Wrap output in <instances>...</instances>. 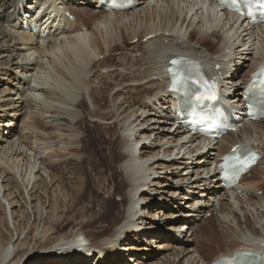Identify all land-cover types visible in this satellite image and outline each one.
I'll return each instance as SVG.
<instances>
[{"label":"bare ground","instance_id":"bare-ground-1","mask_svg":"<svg viewBox=\"0 0 264 264\" xmlns=\"http://www.w3.org/2000/svg\"><path fill=\"white\" fill-rule=\"evenodd\" d=\"M197 2H202L201 4H203L205 8L208 6L206 1L197 0ZM19 3L20 0H0V179H2L3 182L4 179L7 178L8 184L4 185L6 187L10 185L17 187V193L22 195L27 205H29V200L32 204L33 201H36L34 202V210L38 216L36 223L25 235V242L22 240L20 244L21 247L19 246L20 248L15 251L13 249L11 253L12 249L10 250L9 246L12 242L9 237L5 238L3 241V248L0 251V264H6L9 258H11L9 261H14V263L8 262L7 264H26L27 261V264L30 262L31 264H87L88 260L86 258L90 259L91 256L89 257L90 254L87 250L84 251L87 242L85 243V236L83 235V237L79 231L84 232V234L90 238L92 242L91 246L93 245L95 247L94 249H97L99 252V254L96 253L94 255L97 264H117L119 262H121L119 264H129L131 260L135 263L140 256L135 252L146 250L151 253L143 256L144 259H150L144 262V264H174L175 260L171 261L170 258L168 259V253H166V255L164 252L175 249L180 245L179 241L181 240H179V238L174 240L175 237L171 234L169 229L177 228L179 230L180 228L181 230V227L185 226L187 223H183V226L175 225V221H172L171 217H174L180 210L182 212V209H179V206L176 208L174 205L175 211L171 210V206L169 207V202H167V200H170L179 190L181 194V190H183L181 187L183 186L179 189L165 191L166 196H164L163 204H160L162 205L161 207L151 205L153 198L146 195L143 189L147 184L146 180L150 177L145 178L147 176L145 169L149 163L145 159L160 156L163 146L169 145V143L171 144L173 141L183 139L188 142H193L192 145L197 146L201 145L203 140L195 144V140L193 141V139H190L187 135L184 136L185 131L181 126H176V122L170 117V113H168L169 109H167L171 108L170 105H167L168 91L167 89L160 88L162 84L155 88L157 81L155 80L154 74L160 77L164 83L167 74L165 65H167L169 57L174 53L188 54L197 58H202L212 63L213 68L217 71L221 70L223 75L229 74L227 67H229V63L232 59H230V52H227L226 48L233 47L232 37L238 33L237 27L231 23V20L235 19L240 22L242 15L236 12H229V21L221 22L220 19L215 20L219 30L214 29L212 34L209 33V28L204 27L202 30L196 28L195 31L189 33L190 30L187 29L185 31V25L183 24H187V26L194 24L195 19H192V16L190 17L189 14L193 13L192 11L195 9V6L191 3L189 5L186 0H150L146 2L148 5L146 8L148 10L145 12L149 15H147L145 21L137 24L135 28L133 27L131 35L126 36L124 33L122 34L125 45L120 46L116 44L112 46V41L106 40L104 36L106 33L105 31L109 30L110 24L113 25L115 19H120L122 23H127V17L141 12L140 8L128 12V16H126L125 13L102 15L94 6H75L72 7L75 21L70 23L64 18V13L61 11V8H57L55 11L59 14V17L63 19L61 21H65L64 33L59 34L62 31L60 28H56L55 31H57L54 33L56 35L46 40H39L33 38L28 33H22L18 30L21 19L18 18V22H15L12 26L10 25L12 21L10 19L17 15V6ZM209 6L215 11L218 8L217 5ZM166 7L169 11L164 15ZM184 9L185 13L183 12ZM161 10H163L164 17L159 15L162 12L158 14V11L160 12ZM24 12L27 13L26 10ZM167 13H169V15H167ZM176 17L179 18V22L177 23L175 22ZM82 25H91L90 31H85V29L82 30ZM142 26L144 27V37H147L149 34H156L155 37L148 39V42L152 43V48L149 51L150 60L152 59L149 64L152 70H149L150 75L146 76L149 82L147 80L145 82H148V86H151V88L146 90L145 86H127L123 84L122 88L125 89L127 95H123L122 89L113 91L111 100L110 95L108 96L104 90H111L113 88L112 83L106 82L104 90L98 92L94 91L93 97L99 107H107L113 103L115 109L104 113L102 116L103 120L111 122L102 123L99 120L91 121L88 119L87 115L80 117L76 116L72 108L56 104L52 106L50 103L48 106L38 107L36 98L29 95V89L31 87L34 89L33 85H31L32 77L40 81L41 79L43 81V78L46 79L47 76L52 79L54 77L57 86L51 89L52 94L48 93L49 96H51L50 98L57 99V101L60 100L63 104L67 103L70 106L72 105L76 108H80L82 111L88 112L89 106L87 101L85 99L77 101V89L79 91L83 85L94 82L95 78L101 75L98 74L99 70L106 65L113 64L119 66L122 61L115 60L113 55L125 49L126 45H128L129 41L132 39L137 38V41H139L138 31ZM248 26L252 28V33H256L257 35L264 32V25L251 26L250 24H245L243 25V27H246L244 30L249 28ZM166 30L170 32L169 35H157L158 31H163V33H165ZM221 32L224 33L223 36ZM107 33L108 36L113 38V41L118 37L114 31H108ZM209 34L212 36H209ZM217 36H220L222 46L214 51L215 55L212 54V57L209 54L210 57L205 56L203 58V56L200 55L201 51L190 49L191 47L189 44L195 39L197 42L207 47L208 50L212 51L216 47V43L212 42L211 39L212 37L217 38ZM181 38L183 42L178 40ZM243 45H246V42H244ZM263 45L264 43L257 44L256 52L258 57L254 58L255 61L252 65H247L250 69L247 74L240 75L241 80L247 82L251 72L258 67L262 60H264ZM32 49H39L43 56H40V58L34 57L33 51L31 52ZM140 49L141 47L138 51H140ZM62 53L66 54L69 59H72L74 64L65 66V62L63 58H61ZM72 54L77 55L80 61L74 59ZM95 55H99V58H95ZM222 58H228V60L225 61ZM124 60L128 62L131 58L125 55ZM216 64H220L221 68H217ZM52 66L56 67V70H53V68H51ZM55 71H58L60 75L55 74ZM154 71H156V73H154ZM112 73L118 77L116 71H112ZM135 81L138 82V80L132 79V82ZM159 81L161 82V80ZM232 81L234 80L232 79ZM38 87L40 90L42 89V91H47L44 89V86H35L37 90ZM59 88L65 91L64 95L60 94ZM158 88H160L159 91H156ZM236 93H240L239 89L236 90ZM159 103H161V105ZM162 110L166 111L163 113ZM141 111L143 112L140 113ZM49 112L52 113L49 117H54L55 122L53 121L54 123L48 128V125L45 124L46 120L44 122L42 119L48 118L47 114ZM146 112L149 113L146 114ZM121 122H123L124 125L119 132V126H117V124ZM148 122H150V124ZM169 123L170 125L172 124L174 128L176 126V129L171 132L172 130L170 131V128H168L167 131L169 132H163V134L157 136V142H162V144L158 145L156 144L157 142H150L149 144H147V142H142L150 139L151 135L154 133V129H162L165 131ZM10 125L11 127H9ZM12 125H17L18 130L16 132V128L11 129ZM135 125L138 128H136ZM244 127V136L249 135L250 138L255 141H264V121L256 123L250 122V124H245ZM175 132L177 134H175ZM29 133L34 134L33 141L25 143ZM242 138L243 137L240 135L230 133L222 140L233 143L242 140ZM49 143L50 146H46V144L48 145ZM23 144L30 146L25 150L23 148H25L26 145ZM32 144H34V146L35 144L45 145L46 147L41 148L43 150L40 149L37 153V151H33V149L36 150L37 147L34 148ZM52 144L55 147L54 149L51 148ZM224 145L225 143L220 141L218 146L221 149L231 146V144H228V146ZM210 146L211 143L205 145V148L201 147V150L195 149L196 154L205 151ZM29 149H32L30 153H28ZM174 151V148H169L167 151L164 150L163 152L164 154L169 153V155H171ZM32 152L34 156L39 154L44 158L42 161L46 164L45 167L39 166L37 168L36 163L33 162L31 164L30 162L26 168L20 169V161L24 160L25 157H31ZM207 153L209 154V152ZM43 154L48 155V158L51 156L58 159L55 161L52 160V162L50 160L51 158L47 159ZM128 156L132 158L123 161V159L128 158ZM218 156H220V152L217 153L212 160L217 161ZM153 160L154 162L152 167H149L150 169L170 168L176 165L173 163L174 159L171 160L170 163L158 160V158H153ZM157 160L159 162H156ZM213 170L217 171V167L215 166L214 169H209L206 175L213 173ZM42 171H45L50 177L49 182L45 178L40 182V179H37ZM18 173L22 176L23 185L27 183L25 188L29 190V197H26L23 187L18 182L16 177ZM133 173L137 174L138 178H135ZM174 173L175 172H172V174ZM167 179L173 178L170 175ZM150 182L155 185L161 184L164 187L163 182L160 180L157 181L155 178ZM206 182H208L207 178ZM31 183L32 185L29 189ZM49 184H51L50 188ZM136 185L138 188L135 190L137 187ZM53 186L54 188H52ZM261 187L260 184H253V192L251 193L250 200L257 197L255 191ZM132 189L135 191L133 192ZM12 194L13 192H10L5 196L9 199ZM46 194L49 195L51 203L50 209L43 218V207L47 202ZM185 194L186 198H192V196H189V193ZM204 194L205 193H202L201 195ZM227 195L229 196V194ZM133 197H135V199L138 197V202L134 201L135 208L132 205L131 207L128 205V202H130ZM117 198H119L121 202H118ZM197 198L198 197H196V199ZM173 201L177 202L175 198ZM18 202H21V199L14 200L13 197L9 199V204L12 208L15 207ZM39 203H41V208L38 207ZM199 204L204 205V202L200 200L196 205L198 206ZM22 205L23 204H21V206ZM27 205L26 209L28 207ZM127 207H133V214ZM148 208L152 211H150V214H145V210ZM169 209L171 211H169ZM38 210L41 219L39 218ZM1 211L0 209V212ZM22 212L24 213L23 210ZM157 214L159 215V222L155 221ZM23 216L25 220L28 218V222L30 221L31 216L28 211L23 214ZM131 216L135 217V220L131 219ZM161 218L165 219L164 221L167 222H163V225L166 226L164 227L166 230L161 228ZM125 220H129L128 224H124L123 221ZM127 225H129V228H127ZM69 226L76 228L70 232H62L61 237L55 238L53 236ZM249 226L255 233L261 232L257 231L255 227ZM26 228L27 224L25 223L16 225L18 238L13 242V245L20 240ZM122 230L125 231L120 235ZM79 234L84 240H79L77 246H80L82 243L85 244H83L84 247H82V250H78L80 248H77V251L73 248V245L70 244L71 242H65L64 239L68 240L71 237L79 236ZM203 234L206 235L207 238H210L212 243L215 242V246L219 244V234H217L213 224L208 225L205 230L202 231L201 236ZM12 237L14 238V234H12ZM239 238L240 240L238 242H230L225 249L222 247L223 250H218L214 258L225 254H232L238 248L246 249L255 247L257 249L259 246H257L255 240L264 241V235L262 234H260L259 237L243 234V236H239ZM128 239L136 242L137 245L131 244L133 243L131 241L127 242ZM62 241V245L67 244L65 248L68 250L66 251H69L65 256L61 254L62 256L60 257H45V251L51 248L55 249ZM142 242H149L150 248H139L138 244ZM25 244H27V246ZM61 246L57 247V249L65 250L64 248L61 249ZM127 247L130 250L131 256L128 255L130 257V259L128 258V263L127 253L124 251ZM213 248V245H208L207 251L204 254L205 259L210 257ZM174 254L177 255L176 252ZM97 255L99 258L96 257ZM211 260L208 264H212Z\"/></svg>","mask_w":264,"mask_h":264},{"label":"rangeland","instance_id":"rangeland-1","mask_svg":"<svg viewBox=\"0 0 264 264\" xmlns=\"http://www.w3.org/2000/svg\"><path fill=\"white\" fill-rule=\"evenodd\" d=\"M186 2L189 5L191 3L193 6H195V9L199 8V10L196 13H194V11H192L193 13L189 14L190 17L192 16V19L193 18L195 19V21H194L193 25H189L188 27H184V30L185 31L187 29L190 30L189 33H192L193 31H195L196 28H200L202 30L203 27L205 28V24H203V21H205L208 18L206 13L202 12V10L204 8H200V6L203 5V4H201L202 2L198 3L197 0L196 1L195 0H186ZM197 3H198V5H197ZM196 5H197V7H196ZM147 6H148L147 3H141L138 6V7H140L141 12L135 13V15L134 14L129 15V16L126 15V16H128L127 17V20H128L127 23H122L120 21V19H118V20L115 19L114 24L113 25L110 24L111 26L109 27V30L105 31L106 33L104 36L106 37V40L112 41V43H111L112 46H114L116 44H118L120 46L125 45L124 38H123L122 34L124 33V35H126V36L131 35L133 27L135 28V26L137 24H139L142 21H145V18L147 17V15H149L148 13L145 12L146 10H148L146 8ZM208 7H210V6L209 5L206 6L207 9H208ZM144 8H146V9H144ZM165 9H166V11L164 12V15L166 14L167 11H169V10H167V7ZM213 11L216 15L218 13L217 19L218 20L220 19L221 22L229 21V17H226L222 12L215 11V10H213ZM183 12L185 13V9ZM159 13H161V14H159ZM158 14L164 17L163 10H161L160 12L158 11ZM167 15H169V13H167ZM199 21H201V22H199ZM231 23H233V25H235L237 27L236 29L238 30L237 31L238 33L235 36L233 35V37H232L233 47L228 48V50L230 52V54H229L230 59H232V61H233V62L232 61L230 62L233 70H231V72H230L229 79H231V80L233 79L234 80L233 82L235 83V81L239 82V80L241 79L240 75L242 76V75L247 74V72L250 69L249 66L252 65L255 61L254 58L258 57L257 52H256L257 51L256 48H257V44L259 45L261 43H264V34H263L264 32L260 33V35H257L256 33H252V29L247 28L246 30H244L243 26H239V23H237L235 21V19L231 20ZM196 24L198 27L196 26ZM189 28H192V29H189ZM108 31H114V33H116V35L118 37L116 38L115 41H113V38L111 36H108V33H107ZM138 32H139L138 36L141 40L139 39V41H137L135 39H132L131 41H129L128 45H126L125 49H123L122 51H118V52H116L117 54L113 55L115 60L122 61V62H120L119 66H115L113 64L108 65V66L106 65L105 67H103L99 70L98 74H101V75L98 78H95L94 82H91L88 85L87 84L83 85L79 91L77 89V93H78L77 101L85 99L88 103V106H89L88 112L82 111L80 108H76L75 106H72V105L70 106L67 103L63 104V102L60 100L57 101V99H51L50 98L51 96H49L48 93L52 94L51 89L54 86H57L56 85L57 83L55 81H54V83L48 81L47 79H52L49 76H47L46 79H44L42 77L43 81H42V79L40 81L39 79L32 77L31 85H33L34 89H32V87L29 89V92H28L29 95L32 97L34 96L36 98V103L38 104V107L48 106L50 103H51L50 105H52V106H53V104H56L59 106L72 108L73 111L75 112L76 116L80 117V116L87 115L88 119L91 121L99 120L102 123L111 122V121L103 120L102 116L104 113H106L108 111H112L115 109L113 107V103H111L107 107H99L96 104L94 97H93L94 91L98 92V91L104 90V88H105L104 86H105L106 82L112 83L113 88L111 90H104V91H106L108 96L110 95V100H111L113 91H119L120 89H122L123 95H127L125 89L122 88L123 84H125L127 86H129V85L130 86H138V87H144L145 86L146 90H149L151 88V86H148L149 81L146 79V76L150 75L149 70H152V68L150 69L151 65L149 64L152 61V59L150 60L151 57L149 54V51L152 48V43L148 42V39L144 38V27L143 26L139 29ZM221 34H222V36L224 35L222 32H221ZM119 35H120V37H119ZM209 36H212V35L209 34ZM178 40H181L183 42L182 38L178 39ZM211 41L216 43V47L212 51L208 50L207 47H205L201 43L197 42L195 39H193L190 42V44H189L191 47L190 49L201 51L200 55L203 56V58L205 56H209V54H210V56L212 54L215 55L214 51L216 49H218V47L222 46V42L220 41V36H217V38L212 37ZM244 42H246V45H243ZM148 45H149V47H148ZM195 45H199L200 47L197 49V48H195ZM140 47H141V49H140V51H138ZM184 47H185V45H184ZM263 47H264V45H263ZM32 51H33L34 57L40 58V56H43V54L39 51V49H32L31 52ZM61 55H62L61 58H63V60L65 62V64H64L65 66H67L69 64H74L72 59H69L66 56V54L62 53ZM125 55H128L129 58H131V60L126 62L124 60ZM94 57L99 58V55L98 56L95 55ZM45 59L48 60L47 58H45ZM247 65H249V66H247ZM51 68H53V70H56V67H54V66H52ZM147 69H148V71H147ZM112 71H116L118 73V77L114 73H112ZM142 73H144V74H142ZM154 73H156V71H154ZM55 74L60 75V73L58 71H55ZM41 75H43V74H41ZM44 75H46V74H44ZM154 77H155V80L157 81V82L155 81L156 82L155 88H156V86L159 87L160 84H162L161 83L162 80L160 77H158L155 74H154ZM140 78H142V79H140ZM132 79L138 80V82H136V81L132 82ZM146 80L148 82H145ZM159 80H161V82ZM139 82H141V83H139ZM41 83H42V85H41ZM47 84H49L50 86H47ZM34 85L35 86H42V87L44 86V89H46L47 91H42V89L40 90L39 87L37 90ZM60 90L65 92L63 89L59 88V91ZM133 102H134V100H133ZM142 112L143 111H141L140 113H142ZM147 113H149V112H146V114ZM51 114L52 113L49 112L47 114L48 118L42 119V121H44V122L46 120L45 124L48 125V128L55 122L54 117L53 118L49 117V116H51ZM143 114H145V113H143ZM91 115H93V116H91ZM150 122H153V121H150ZM150 122H148V123L150 124ZM123 125H124L123 122H121L120 124H117V126H119L118 127L119 132L121 131V128ZM135 127L138 128L136 125H135ZM166 127H167V129H165V131H163L162 129H157V130L154 129V133L151 135L150 139H148V141H142V142H147V144H149L150 142L156 143L157 142V140H156L157 136H160V134H163V132L164 133L169 132V131H167L168 128H170V131L172 130L171 132L175 131V129H176V127L174 128L172 124L170 125V123ZM14 128H16V130H15V132H16L18 130L17 125L13 126L11 129H14ZM175 134H177V133L175 132ZM27 136H28V138L26 139L25 143H27V142L30 143L31 141H33L34 134L29 133ZM133 138H134V135H133ZM156 144L159 145V144H162V142L161 143L157 142ZM23 145H26V144H23ZM32 145L34 146V144H32ZM29 146L30 145H26V147L23 149L26 150V149H28ZM46 146H50V143L48 145L46 144ZM46 146L35 144L34 148H36V147L37 148H36V150L33 149V151H37V153H38L41 148H45ZM51 148H53V149L55 148L53 144H52ZM166 148L167 149L174 148L175 151L171 155H169V153L164 154L163 151L164 150L167 151ZM218 148L219 147L217 145L216 148H213L211 150L212 152L211 151L209 152V154L207 152L206 153L203 152L202 155L196 156L195 149L201 150V148H199V146L192 145L191 142H187L186 140L180 139L178 141H173L171 144L169 143V145H164L162 150H161L160 156H155L156 158L150 157V158L145 159L149 162L147 165V168L145 169V171L147 173V176L145 178H147L149 176L150 177H149V179L146 180L147 184H146V186H144L143 189L145 190L146 195H149L153 198V201L152 202L150 201L151 205L161 207L162 205H160V204H163L162 202H163L164 196H166L165 191L173 190V189H179L181 186H183V187H181V188H183V190H181L182 191L181 197H178V199H176L177 204L181 209L188 210V208L195 206L197 203V202H194L192 199L186 198L184 196L185 192H187L189 189L193 191L194 196L199 197V198H197L196 201L202 200L204 202V205L202 207L201 212L198 213L196 215V217H194L191 220L192 225L190 226V229L187 232L181 233V238H179V240H181V241L178 240L180 245H178L175 249H171V250L164 252L165 254L168 253V256H169L168 259L170 258L171 261L175 260L174 264H208L209 261L217 255V251L222 249V247H223V249H225L230 242H238L240 240L239 236H243V234H250V235L254 236V231L249 228L250 227L249 225L255 227L257 229V231H261L260 232L261 234H264V231H263V225H264V218H263V216H264V211H263V209H264V189H262L263 193H258L257 197H254L253 200L256 201V202H254L253 200H250L251 197H249V194H247V195L246 194H238L237 195L235 192L233 193L232 190H227V189L223 188L221 186V184L216 179H214V180L212 179L213 181L211 182L210 185L208 184V182H205V176H206L208 170L214 168V164H213L214 160H212V159H214L213 157L216 156L215 152H217ZM31 150L32 149H29L28 153H30ZM41 150H43V149H41ZM48 150H50V149H48ZM43 156H45L47 159L51 158L50 159L51 161L52 160L55 161L58 159L56 157L53 158L51 156L48 158V155H44V154H43ZM28 157H25L24 160L20 161V165H19L20 169L26 168V166L29 165L30 162H31V164L33 162L36 163L37 168L39 166H41L43 168L45 167L46 164H44L42 161V159H44V158L42 156H40L39 154L34 156V153L32 152L31 157L30 156H28ZM153 158L154 159L158 158V160H161V161L166 162V163H170L171 160L174 159L173 163H175L176 165L171 166L170 168H163V169L156 168V170L150 169L149 167H152V164L154 162ZM158 160L156 162H159ZM172 172H175V173L172 174ZM170 175L173 179H167L168 176H170ZM16 177L18 179L19 184L23 187V190L25 192L26 197H29V194H28L29 190H27L25 188V185H27V183H25V185H23L22 176L19 175V173L16 174ZM43 178L47 179L48 182L50 180V177L48 176V174L45 171H42L41 175L39 174L37 177L38 180L40 179L39 182ZM153 178H155V180H157V181H159V180L162 181L164 184V187L161 184L155 185L154 183L150 182ZM193 182H194V184H193ZM245 183L247 184V187H251V184L252 185L253 184H260L264 188V157L260 161V163L255 167L252 175L247 176V178L245 179ZM7 184H8L7 178H5L3 182H2V179H0V209L2 210L0 212V251L3 248V241L5 240L6 237H9V239L12 242L9 246L10 250L12 249V251H11V253H12L13 249L15 251L16 249L21 247L20 244H21L22 240H23V242H25V240H24L25 235L27 234V232H29L31 227L36 223L38 214L35 213V210H34V202H36V201H33V204H32V203H30V200H29V205H27L25 203V200L22 198V195L17 193L18 188L15 186L13 187L12 185H10L9 187L4 186ZM31 185H32V183L30 184L29 189L31 188ZM50 186H51V184H49V188H50ZM165 186H168V187H165ZM52 188H54V186ZM179 191H178V193H179ZM10 192H13L11 197H13L14 200L21 199V202H18V204L13 208L9 204V199L11 197H9V199H8L5 196V195L9 194ZM202 193H205V194L201 195ZM36 194H39V193H36ZM227 194H229V196ZM46 196H47V202H46V204H44V207H43V211H44L43 218L46 216L47 211L50 209V203H51L50 199H49V195L46 194ZM175 196H177V194L173 195L171 197L172 198L171 200H173L175 198ZM137 200H138V197H137ZM117 201L121 202V200L119 198H117ZM167 202H169V200H167ZM167 202H165V203H167ZM21 204H23V205L21 206ZM177 204L175 205V203H174L173 205H169V207L171 206L170 207L171 210L175 211V208H173V206L174 205L177 206ZM26 205L28 206L27 209H26ZM40 205H41V203L38 204L39 208H41ZM149 208H151V207H149ZM149 208L147 210H145V214L151 213L150 211H152V210H150ZM22 210L24 211V213L22 212ZM171 210L169 209V211H171ZM27 211H28V213H30V216H31V219L29 222H28V218H26V220H25V217L23 216V214H25ZM180 212H181V210H180ZM38 213H39V218L41 219V215H40L39 210H38ZM162 219L163 218H161V223L163 224V222H165L164 221L165 219H163V220ZM22 223L27 224V228L24 231L20 240H18L16 243H14L15 245H13V242L16 241L18 238V233L16 231V225L22 224ZM161 223H160L161 228H164ZM165 223H167V222H165ZM183 223H186V222L183 221L182 223H176V225L177 226L178 225L183 226L182 225ZM210 224L214 225V227L217 231V234H219L220 242L217 246H215L216 243L215 242L212 243L211 239L207 238L206 235L203 234L201 236L202 231H204L205 228ZM75 228L73 226H69L65 230L59 231L53 236L55 238L61 237L62 232L63 233L64 232H70V231H73V229H75ZM164 230H166V229L164 228ZM12 234H14V238L12 237ZM72 238H73V240H72ZM82 239L83 238H81L79 235L76 237H71L68 240L67 239H64V240H65V242H67V241L71 242L70 244L73 245V248L75 250H77V248H80L78 250H82V247H84L83 244H85L87 242V239L84 237L85 240L84 239L83 240L85 241V243H82V244H80V246H77L78 241L82 240ZM129 241L133 242L132 240L128 239L127 242H129ZM62 243H63V241L60 243V245L58 244L59 246L57 245L55 249L51 248L48 251H45L46 252V253L44 252L46 254L45 257L52 258V257L62 256L60 254V252H58L60 250L57 249V247H60L62 245ZM131 244H136V242H133ZM25 245L27 246V244H25ZM63 245L61 246V249L65 248V246H67V244L64 246ZM208 245H213L214 248H213V251H212L210 257L205 259L204 254L207 251ZM138 246H139V248H141V247L142 248H144V247L150 248L149 242L139 243ZM219 246H221V247H219ZM126 249H127L128 255L130 256V250L128 249V247ZM61 251L63 253V256H65L66 253L69 252L66 250L65 251L61 250ZM175 252L177 253V255L174 254ZM135 253L140 255L135 263L132 260L129 261L128 258L130 259L131 256L129 257L127 255L128 256L127 262L129 261V264H144V262H147L150 260V259L148 260V259L143 258L144 255L151 253L150 251L146 250V251H139V252H135ZM137 257H138V255H137ZM8 262L14 263V261H11V262L8 261ZM27 263H28V261H27ZM119 263H121V262H119ZM119 263H117V264H119ZM20 264H24V263H20ZM29 264H31V262Z\"/></svg>","mask_w":264,"mask_h":264},{"label":"snow or ice","instance_id":"snow-or-ice-1","mask_svg":"<svg viewBox=\"0 0 264 264\" xmlns=\"http://www.w3.org/2000/svg\"><path fill=\"white\" fill-rule=\"evenodd\" d=\"M181 60L179 59H174L171 61V64L174 66L169 69L170 74H172L173 78L177 81L185 79L184 77V69L180 67L181 65ZM175 90V89H174ZM262 91H264V87H262ZM202 97L197 96L196 99H201ZM230 159V158H226ZM236 164L244 165L245 167L248 166V161L247 160H242L240 157H236ZM236 164L231 165L233 168L236 167ZM225 167H229V165H225Z\"/></svg>","mask_w":264,"mask_h":264}]
</instances>
